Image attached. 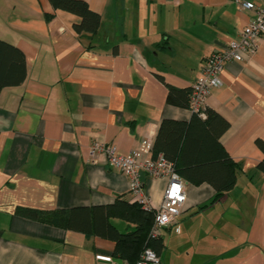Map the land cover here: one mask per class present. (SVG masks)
Masks as SVG:
<instances>
[{
	"label": "crops",
	"instance_id": "0c3cea01",
	"mask_svg": "<svg viewBox=\"0 0 264 264\" xmlns=\"http://www.w3.org/2000/svg\"><path fill=\"white\" fill-rule=\"evenodd\" d=\"M85 1L100 16L91 37L49 0H0V39L26 64L24 81L0 90V264H97L96 254L111 255V239L16 209L131 203L128 178L103 154L90 161V146L126 155L145 139L153 144L162 119L188 121L189 108L166 102L167 86L190 87L205 58L254 16L236 0ZM220 78L204 105L228 122L220 141L238 164L235 184L212 201L210 184L179 175L185 201L176 222L159 230L162 264H264L263 153L255 145L264 141V36L253 54L226 62ZM142 180L155 210L167 180Z\"/></svg>",
	"mask_w": 264,
	"mask_h": 264
},
{
	"label": "trees",
	"instance_id": "16d2710c",
	"mask_svg": "<svg viewBox=\"0 0 264 264\" xmlns=\"http://www.w3.org/2000/svg\"><path fill=\"white\" fill-rule=\"evenodd\" d=\"M54 9L77 15L79 23L74 30L79 36L91 37L98 29L100 16L91 10L85 0H49ZM26 76L23 52L15 45L0 39V90L17 86ZM166 102L189 108L188 88L167 86ZM204 116L192 112L188 121L162 119L151 148V156L163 155L171 161L177 173L191 184L206 182L215 190L212 201L221 198L235 184L238 164L233 161L223 145L221 134L228 122L216 111L204 107ZM255 145L263 153L257 169L264 175V141L257 138ZM204 205L201 207L203 208ZM16 213L22 217L49 223L85 234L111 239L114 242L112 257L133 264L145 247L157 254L162 247L159 235L149 234L154 212L135 202L116 198L106 205L75 206L44 212L19 207ZM118 218L128 223L130 229L119 231L110 221Z\"/></svg>",
	"mask_w": 264,
	"mask_h": 264
},
{
	"label": "built area",
	"instance_id": "2783aa9c",
	"mask_svg": "<svg viewBox=\"0 0 264 264\" xmlns=\"http://www.w3.org/2000/svg\"><path fill=\"white\" fill-rule=\"evenodd\" d=\"M245 10L253 11L254 16L240 29L236 38L230 40L222 49L211 52L204 60L200 74L191 84L189 109L204 116L203 109L206 97L212 89L222 85L220 73L228 61H241L244 55L253 54L259 40L264 36V0L255 5L248 0H236ZM151 140L145 139L141 145L126 155L118 154L114 145L94 143L88 154L90 161L95 162L97 154H103L109 166L117 168L129 180V191L132 202L150 208V201L144 191L142 176L147 178H165L167 184L160 206L153 210V222L149 231L156 237L159 230L176 222L185 201L184 181L179 176L171 161L163 155L151 156ZM97 264H116L109 254H96ZM121 264H130L121 261ZM133 264H162L158 254L150 247H145Z\"/></svg>",
	"mask_w": 264,
	"mask_h": 264
},
{
	"label": "rangeland",
	"instance_id": "374dc122",
	"mask_svg": "<svg viewBox=\"0 0 264 264\" xmlns=\"http://www.w3.org/2000/svg\"><path fill=\"white\" fill-rule=\"evenodd\" d=\"M113 221L116 223L117 227L121 230L124 231V224L121 220L113 219Z\"/></svg>",
	"mask_w": 264,
	"mask_h": 264
},
{
	"label": "water",
	"instance_id": "95a60500",
	"mask_svg": "<svg viewBox=\"0 0 264 264\" xmlns=\"http://www.w3.org/2000/svg\"><path fill=\"white\" fill-rule=\"evenodd\" d=\"M114 261L116 264H121V259H119V258H114Z\"/></svg>",
	"mask_w": 264,
	"mask_h": 264
}]
</instances>
